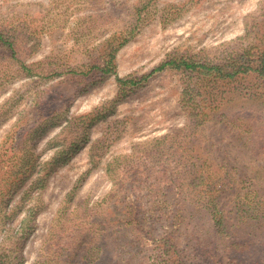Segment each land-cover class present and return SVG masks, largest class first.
<instances>
[{"label":"rangeland","instance_id":"1","mask_svg":"<svg viewBox=\"0 0 264 264\" xmlns=\"http://www.w3.org/2000/svg\"><path fill=\"white\" fill-rule=\"evenodd\" d=\"M261 1L0 0V18L9 22L6 35L15 37L14 44L22 60L26 64L41 63L27 76L10 53L0 48V149L4 146L0 160L1 155L7 159L5 150L11 144H19L26 135L27 126L36 118L37 101L40 117L55 115L54 122H57L56 116L64 111L60 119L65 118L61 125L48 131L37 144V150H42L47 140L56 137L67 122L90 117L103 108L110 107L111 112L105 120L95 123L86 149L73 156L69 165L51 178L44 192L37 227L23 247L24 264L38 263L46 256L43 250L51 220L66 195L79 185L78 179L84 181L69 207L70 211L75 209L77 219L71 217L62 229L61 246L58 240H52L54 246L57 245L54 249L72 241L67 234L72 236L77 229L87 233L90 222L102 221L115 232L112 241L119 238L122 247H131V252L137 253L138 257L131 256L130 264H159L157 241L167 221L161 203L145 206L143 197L146 187L157 178V166L148 163L147 160H152L150 155L145 160L143 153H132L162 136L171 137L175 144L180 141L183 149L194 147L192 153L186 152L184 156L203 152L214 164L227 160L229 169L237 165V171L231 174L235 180L242 177L247 180L245 166L248 167L255 178L253 185L264 216V122L256 125L251 141L246 140L244 129L238 125L236 129L227 123L210 121L196 126L180 107L183 94L194 80L176 70L155 72L135 86L134 91L126 93H121L113 78L92 84L89 77L82 82L70 79L68 74L56 76L67 67L79 71L92 62L99 63L100 50L104 52L113 36L119 42L127 40L115 55L120 78L147 76L172 56L199 55L214 60L243 42L244 32ZM108 37L111 39L106 41ZM39 91H43L41 99L36 98ZM29 102L31 107L23 112ZM31 113L33 117L27 121ZM92 151L95 160L100 156L107 159L111 154H132L131 161L121 164V169L130 172L122 170L123 173L116 175L121 178L120 184L110 192L112 198L105 201L101 199L111 190L112 180L103 176L102 165L93 169L89 162ZM103 162L102 159L100 163ZM90 168L86 178L85 173ZM131 205L140 208L139 218L142 219L141 228L134 227L132 232L127 230L132 225L123 224L128 220L124 212ZM118 225L125 228L119 230ZM187 239L182 235L180 245ZM254 240L246 258L264 260V226L258 229ZM112 257L115 259V254Z\"/></svg>","mask_w":264,"mask_h":264},{"label":"trees","instance_id":"2","mask_svg":"<svg viewBox=\"0 0 264 264\" xmlns=\"http://www.w3.org/2000/svg\"><path fill=\"white\" fill-rule=\"evenodd\" d=\"M137 17L140 18V12ZM6 20L0 18V48L10 53L21 71L30 76L31 70L41 63L26 64L22 60L14 44L15 37L6 35L9 24ZM111 38L104 52H99V63L92 62L79 71L75 67H67L61 72L57 70L56 76L68 74L70 79L82 82L89 77L92 84L113 78L122 89L121 93H126L134 91L135 86L155 72L176 70L194 80L183 94L180 107L196 126L210 121L227 123L236 129L238 125L244 129L246 140L251 141L256 134V125L264 122V0L258 5L256 15L245 30L243 42L232 46L214 60L199 55L172 56L147 76L120 78L116 71L115 55L127 40L119 42L117 37ZM111 38L108 37L106 41ZM36 95L37 99H41L43 91ZM30 107L29 102L23 112ZM40 111L37 101L36 118L31 120L33 116L29 114L27 121L31 120L32 124L27 126L26 135L19 144H11L5 150L7 159L1 155L0 264L25 263L23 247L37 227L36 220L43 210L44 192L51 178L68 166L73 156L86 149L95 123L105 120L111 113L110 107L103 108L90 117L67 122L56 137L47 140L42 150H37V144L48 131L65 121L64 116L60 119L64 111L56 116L57 122H54L55 115L40 117ZM150 143L132 154L143 153L145 160L150 155L152 160H147L148 163L152 167L157 166V178L146 187L147 192L143 196L145 206L161 203L160 208H163L167 221L157 241L159 251L156 261L159 264H264V260L246 258L258 229L264 226L260 198L253 185L255 178L248 167L245 166L247 180L243 177L235 180L231 174L237 171L239 160L236 166L229 169L227 160L214 164L203 152L184 156L186 152L192 153L194 147L183 149L180 141L175 144L169 136L154 138L147 144ZM132 154H111L107 159L100 156L95 160L96 155L91 152L89 162L93 169L102 165L103 176L112 180L111 190L101 201L112 198L110 192L120 184L121 179L116 175L123 171L130 172L121 169V164L122 161H131ZM102 159L104 162L100 163ZM159 161L166 163L157 164ZM91 169L85 173L86 178ZM83 181L78 179L79 185ZM242 184L244 187H240ZM79 185L70 190L57 208L47 231L43 250L46 256L35 264H130L131 256L138 257L137 253L131 252V247H122L119 238L112 241L115 232L102 221L90 222L87 233L77 229L72 232L75 235L67 234L68 240L72 241H66L61 248L54 249L57 245L54 246L53 241L58 240L60 246L63 244L59 237L69 219L73 216L77 219L75 209L70 211L69 207ZM140 213V208L135 205L124 212L128 220L123 224L133 226L127 227L130 232L134 227L141 228ZM125 226L118 225V229L122 230ZM183 226L185 230L182 232ZM182 235L188 239L180 245ZM114 254L115 259L112 257Z\"/></svg>","mask_w":264,"mask_h":264}]
</instances>
